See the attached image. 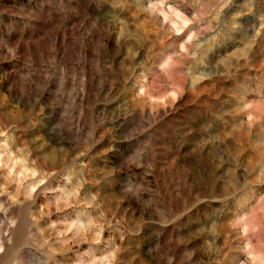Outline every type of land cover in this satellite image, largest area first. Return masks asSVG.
I'll return each instance as SVG.
<instances>
[{
	"label": "rangeland",
	"instance_id": "obj_1",
	"mask_svg": "<svg viewBox=\"0 0 264 264\" xmlns=\"http://www.w3.org/2000/svg\"><path fill=\"white\" fill-rule=\"evenodd\" d=\"M0 264H264V0H0Z\"/></svg>",
	"mask_w": 264,
	"mask_h": 264
}]
</instances>
